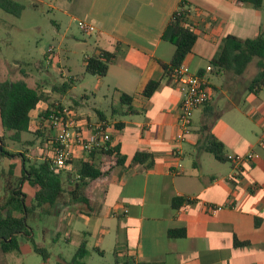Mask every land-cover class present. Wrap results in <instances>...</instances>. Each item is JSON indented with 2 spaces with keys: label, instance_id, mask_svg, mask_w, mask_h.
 I'll list each match as a JSON object with an SVG mask.
<instances>
[{
  "label": "crops",
  "instance_id": "1",
  "mask_svg": "<svg viewBox=\"0 0 264 264\" xmlns=\"http://www.w3.org/2000/svg\"><path fill=\"white\" fill-rule=\"evenodd\" d=\"M182 1L187 9L200 6V0H49L53 9L56 5L68 8L65 14L71 21L82 20L94 28L92 34H83L89 41L83 42L88 51L82 55L81 74L70 73L65 48L49 47L56 53L53 61L62 62L69 74L61 75L58 87L65 85L66 91L54 104L71 108L89 125L107 123L110 149L118 148L125 158L123 164H116L113 156L96 153L94 161L102 175L80 191L87 211L82 207L75 214L68 211L64 214H71L67 222L57 219L59 227L72 230L67 241L76 251L84 245L85 263L89 249L100 256L108 249L119 264H264V144L259 141L264 127V88L248 90L256 75L247 74L249 65L240 76L206 71L219 55L225 37L245 40L258 34L264 27L262 8L237 5L234 0H212L202 5V13L188 16L197 41L183 62L192 74L205 77L209 101L194 112L190 133L175 143L181 98L173 77L166 78L159 63L168 65L174 53V46L161 36ZM197 47L202 56L195 53ZM48 49L43 56L47 66L52 61ZM102 51L114 54L107 74L88 75L87 80L86 59ZM37 64L38 69L44 68L43 63ZM150 81L160 85L145 98L142 92ZM77 83L83 98L86 94L101 97L109 100L108 106L93 109L89 115L79 112L82 101L65 104L66 95ZM121 93L129 98L122 102ZM51 101L47 98L39 102L30 112L32 125L38 123ZM206 134L223 144L224 155L229 158L249 152L259 157L235 171L230 162L220 163L200 151ZM138 152L150 154L151 168L132 164ZM186 159L189 166L184 163ZM83 160L88 156L74 158L66 171ZM11 165L16 186L20 177L18 159L0 160V174L7 177ZM20 189L30 206L35 189L27 182L21 183ZM176 197L185 201L173 208ZM216 207L221 210H211ZM38 209L44 212L46 208ZM180 229L185 230L183 237L168 235Z\"/></svg>",
  "mask_w": 264,
  "mask_h": 264
},
{
  "label": "trees",
  "instance_id": "2",
  "mask_svg": "<svg viewBox=\"0 0 264 264\" xmlns=\"http://www.w3.org/2000/svg\"><path fill=\"white\" fill-rule=\"evenodd\" d=\"M234 2L237 5H247L254 9H261L264 0H234ZM23 9L24 6L18 0H0V10L6 14L19 17ZM189 15L190 12L186 8V3L184 1L180 2L162 32L161 39L174 46V53L168 65L162 62L159 63L168 79L172 78L173 69L178 67L185 57L191 53L197 41L195 26L188 20ZM113 58V52L106 51H102L100 55L87 58L84 73L104 77ZM254 59H257V73L249 82L248 90L251 92L264 88V27L259 30L255 37L250 39L241 40L234 36L225 37L219 55L210 62V68L217 72H230L235 76H240ZM159 85L160 83L157 81L148 82L142 96L145 98L151 97ZM52 90L59 91L60 96H62L66 91V86L64 85L62 88L53 86ZM128 98L127 95L120 94L122 102ZM46 99L47 94L44 93L43 86L40 84L29 87L23 80L13 82L0 80V126L2 130L0 133V160L12 157L20 162L18 184L15 186L10 183L9 179L14 168L11 165L4 185V193L0 197V251L3 253L20 252V238L23 236L28 237L31 231L27 223L28 213H33L36 209L43 207L54 208L66 192L63 181L69 182L71 176L69 171L63 170L55 173L50 169V160L45 153V141L41 139L43 137L41 131L32 133L33 140L21 139L23 134H31L29 133L32 127L30 112L39 102ZM60 106V104H50L42 115L46 116ZM127 108L131 111L129 104ZM36 140H42L38 146L35 145ZM8 142L20 143V148H22V145L26 147L25 153L10 152ZM28 147L30 149H27ZM200 149L202 152L211 154L220 163L229 162L228 157L224 155L223 144L211 134L204 135ZM96 153L98 152L87 155V161H77L78 165L73 174V189L69 191L73 201L80 200L85 203L86 201L84 197H81L80 191L84 189L89 181L102 175L94 161ZM101 153L109 157L113 156L116 164L125 162V158L120 155L118 148H112L106 153ZM30 158L38 160V162L32 163ZM132 164L149 169L153 166V160L150 154L138 152L133 156ZM4 177V174H0V178ZM24 182L35 189L30 206H27L29 199L20 189V184ZM183 201L185 200L182 198H174L172 207L177 208ZM32 202L34 203L32 204ZM184 232L183 229L171 230L168 235L183 237ZM33 250L36 253L43 254L45 258L49 256L43 248L34 245ZM86 255L84 245H80L70 264H86L83 261ZM114 264H119L116 259Z\"/></svg>",
  "mask_w": 264,
  "mask_h": 264
},
{
  "label": "rangeland",
  "instance_id": "3",
  "mask_svg": "<svg viewBox=\"0 0 264 264\" xmlns=\"http://www.w3.org/2000/svg\"><path fill=\"white\" fill-rule=\"evenodd\" d=\"M210 1L212 0H200V6L189 7L190 14L202 13V5H208ZM18 2L24 6L19 17L6 14L0 10V80L10 82L23 80L29 87H33L36 84L44 85V88L48 90L47 98L52 100L50 104H54L61 96L60 92L53 91L52 87L56 86V88H59L58 86L63 80L61 75H69L68 69L73 76L83 73L81 67L82 55L88 51H86L83 42L89 41V38L85 37L79 30L78 21H71L70 16L65 14L68 9L65 6L56 5V9H53L49 5V0H42V2H39V0H18ZM69 11L72 12L73 8L70 7ZM261 14L262 18H264V2ZM64 36H66L65 39ZM59 45L63 49L65 48L66 57L69 58L67 71L62 68V62L53 61V56L56 55L54 51L49 53L52 61L48 66L43 61L46 50L49 47H58ZM195 53L199 56L203 55L200 47H197ZM39 62L44 64V68L38 69L37 63ZM246 72L247 74L257 73V59H254L249 64ZM212 78L214 77L212 76ZM86 79H89L88 75ZM74 86V89L66 95L65 104L71 105L74 101L78 103L82 101L83 106L79 107L78 110L89 115L93 114V109L102 110L108 106L109 100H104L101 97L93 98L90 94H86L83 98L82 88L79 83ZM107 115L109 116V114ZM196 120L197 115L194 116V121ZM31 128V131H36L34 125ZM40 131L43 134V137H41L43 141L50 136L46 129L42 128ZM21 139L33 140V135L32 133L23 134ZM41 141L36 140L35 145L38 146ZM20 145V143L8 142V150L12 153H25L26 147L22 145V148H20ZM27 149H30V147ZM209 156L210 161L214 162L212 156ZM188 160L186 159L184 163L189 166ZM30 162L34 163L38 162V160L33 159ZM77 165V163L75 166L73 165V170L69 171L71 172L69 182L63 181V187L66 192L55 206L59 212H55V208H52L53 211L51 212V208L45 207L44 212L41 211L42 209H38L33 213H28L27 223L31 229L30 235L26 239L21 238L19 240L20 252L0 253V264H70L77 249L73 243L67 241V234L71 233L72 230L59 227L57 219L67 222L71 214H64L68 211H73L75 214V211L81 209V207L86 211L88 209L83 202L80 200L73 201L69 195V191L73 189V174ZM6 178V176L0 178V197L4 193ZM9 180L14 185V178ZM31 188L33 189V187ZM46 212L48 213L45 214ZM90 241L93 243V240ZM34 245L45 249L49 256L45 258L43 254L36 253L33 250ZM88 251L87 264H114L115 262V257L111 250L106 249L103 256L91 249Z\"/></svg>",
  "mask_w": 264,
  "mask_h": 264
},
{
  "label": "built area",
  "instance_id": "4",
  "mask_svg": "<svg viewBox=\"0 0 264 264\" xmlns=\"http://www.w3.org/2000/svg\"><path fill=\"white\" fill-rule=\"evenodd\" d=\"M77 26L85 35L94 32L93 26L85 21L79 20ZM47 52H53L52 48ZM210 70V66H207L206 71ZM172 77L181 98L177 118L178 131L175 136V143H179L190 133L194 112L208 103L209 90L205 77L192 74L184 62L173 69ZM34 126L36 130L43 128L50 133L44 140V148L50 160V169L55 173L69 170L74 158L81 154L89 155L110 150V126L103 122L89 125L86 120H79L76 112L69 107L60 106L46 116L41 114ZM259 141L260 144H264V127ZM258 157V154L249 152L228 159L233 169L239 171L243 165L253 162ZM211 210L219 211L221 208Z\"/></svg>",
  "mask_w": 264,
  "mask_h": 264
}]
</instances>
